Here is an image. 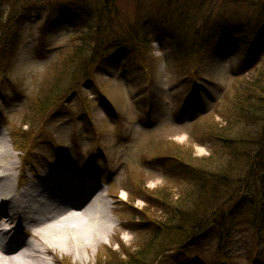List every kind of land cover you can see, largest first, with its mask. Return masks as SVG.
<instances>
[{"label":"rangeland","instance_id":"374dc122","mask_svg":"<svg viewBox=\"0 0 264 264\" xmlns=\"http://www.w3.org/2000/svg\"><path fill=\"white\" fill-rule=\"evenodd\" d=\"M213 1V8L209 3L200 8V3L187 0H114V22L123 40L116 48L108 47V58L93 67L88 65L92 56L87 50L76 59L74 48L80 42L64 10L53 11L44 3L32 2L18 20L8 23L6 37L14 33L17 38L6 65L0 68V131L13 143L10 136L14 129L22 127L24 131L28 123L29 132L24 136L30 140L31 151L26 152L29 167L40 174L46 167L59 164L63 155L66 166H71L69 174L81 171L93 175L104 192L115 193L108 194L113 207L108 216L118 224L113 238H106L81 261L69 256L61 260L59 256L60 262L110 264L117 253L139 249L151 231L153 217L166 219L156 195L176 203L192 190L188 162L192 167L217 172L214 175L218 177L229 171L228 166L243 174L241 159L231 162L228 154L211 155L216 149L208 137L211 132L250 139L263 134L264 122L260 124V120L264 119V96L259 92L264 87V33L256 40L255 49L241 39L229 38L193 58L178 55L167 38L155 33L152 43L142 45V56L131 47V40L139 46L134 31L144 32L145 27L161 22L179 20L182 36L193 29L191 22H201L206 15L214 21L232 23L264 19V11H259L262 0L237 4ZM8 8L0 5V16L8 14L10 18ZM77 60L79 67L86 63L83 70L89 73L88 81L80 79L78 87L70 84L58 91L51 110L56 108L42 124L46 112L39 114L36 104L48 88L54 92L67 81ZM53 80H59L57 89L52 87ZM72 88L75 91L65 95L64 91ZM185 103L188 106L182 111ZM253 104H257L252 112L256 121L247 119L250 122L243 124L235 120L240 110L239 116L246 114L242 112L245 106ZM224 116L233 122L227 125ZM31 131L35 136H30ZM32 174L26 170L27 177ZM242 230L235 228L227 241L223 253L230 259L226 263L264 264V227L257 237L249 228ZM199 242L187 253L167 259L165 252L161 255L165 247L159 248L155 255L159 258L150 263L212 264L215 232L208 231Z\"/></svg>","mask_w":264,"mask_h":264},{"label":"trees","instance_id":"16d2710c","mask_svg":"<svg viewBox=\"0 0 264 264\" xmlns=\"http://www.w3.org/2000/svg\"><path fill=\"white\" fill-rule=\"evenodd\" d=\"M31 1L45 3L52 9L53 7L69 8V22L80 30V35L77 38L80 46H77L76 49L74 48L76 59L80 54L82 55L84 50H87L92 56L88 65H92V67L98 65L104 59L107 48L112 46V42H116L117 47L121 45L119 43L123 39L118 36L117 24L114 22L117 14L113 4L114 0H0V5L9 6L11 9L8 8L10 18L8 14L6 17L3 14L0 16V68L6 65V58L17 38L14 33L13 35L9 34V39L6 37L9 29L8 23L18 20L21 11ZM187 1L188 3H200V8L207 6L208 3L213 8L214 3L213 0ZM244 1L246 0H232V3L237 4ZM261 4L259 11H264V0H262ZM111 14H114L113 18ZM202 19L201 22L199 20L191 22L189 27L193 29L182 36L180 35L182 28L179 20L174 23L161 22L152 27H145L144 32L134 31L133 34L139 46L136 44L137 42L131 40V42H134L133 50L142 56V45L151 43L152 34L155 33V35H162L167 38L171 45L175 47L178 55L193 58L198 56L203 50H213L219 42L229 38L241 39L244 44L255 49V47H258L256 40L264 33L263 16L256 20L250 18L246 23H232L229 20H224L225 22L221 20L214 21L211 15H206ZM248 59L252 62L255 58L248 57ZM77 63L78 60L73 70L68 74L67 81L59 85L58 89L56 88V83L59 80H53L54 83L51 85L57 90L50 92V88H48L45 91L44 98L39 100L38 105L36 104L39 114L43 111L46 114L51 111L58 91H63L70 84L76 88L78 87V80L88 79L89 73L86 69L83 70L86 63H83L81 67ZM79 76L80 78H78ZM262 76H264V73ZM58 77L60 79V76ZM74 91L72 88L67 89L64 93L67 95ZM259 93L264 96V87L260 88ZM253 107L257 108V104L245 106L242 112L248 113H241L239 116L240 110L235 120H241L243 124L250 122H247V119L256 121V116L252 115ZM225 120H227V125L233 122L232 118L225 117ZM261 122L263 123L264 119L260 120V124ZM260 134L257 133V136L254 134V138L250 139L249 137L242 138L241 136L234 137L233 135H216L211 132L209 134L210 137H208L209 143L214 146L212 147L213 149H216L211 152V155L219 153L221 155L218 156L221 157L228 154L232 158L231 162L241 159L243 174L237 168L231 170L230 166H228L229 171L219 174L218 177L214 175L217 172L205 170L198 165H193L194 167H192V164L190 162L188 164L186 161L191 170L190 180L188 181L192 190L186 191L184 197L178 198L176 203L168 202L166 199L156 195L157 205L162 208L166 219L163 221L153 217L150 223L144 214H140L142 220L151 225V231L147 235L145 242L132 253H117L119 256H116L115 259L112 258L110 264L154 263L159 258L155 256L159 248L165 247L161 250V255L164 252L165 254H170L171 252L179 254L186 247L190 249L198 247L200 245L199 237L201 238L208 231L210 233L215 232L216 238L213 264H228L226 262H229L230 257L223 252H225V246L233 230L239 228L245 232V229L249 228L251 234L257 237L259 231L264 227V131L262 135ZM176 157L178 161L183 160L181 157ZM192 198L194 200H191ZM189 207L190 209L186 212L185 210ZM146 243H149L148 247L144 246ZM166 257L167 255H165ZM117 260L118 262H115ZM150 261L152 262L150 263ZM104 264L109 263L104 262Z\"/></svg>","mask_w":264,"mask_h":264},{"label":"bare ground","instance_id":"6f19581e","mask_svg":"<svg viewBox=\"0 0 264 264\" xmlns=\"http://www.w3.org/2000/svg\"><path fill=\"white\" fill-rule=\"evenodd\" d=\"M20 156L0 131V264H58L65 256L81 261L113 238L118 224L108 216V189L53 169L26 179Z\"/></svg>","mask_w":264,"mask_h":264}]
</instances>
